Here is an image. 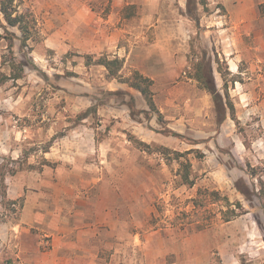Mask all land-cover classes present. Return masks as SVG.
I'll return each mask as SVG.
<instances>
[{
  "label": "rangeland",
  "instance_id": "rangeland-1",
  "mask_svg": "<svg viewBox=\"0 0 264 264\" xmlns=\"http://www.w3.org/2000/svg\"><path fill=\"white\" fill-rule=\"evenodd\" d=\"M15 2L36 17L39 35L30 42L34 68L14 80L0 28V222L21 220L30 201L37 220H120L116 233L102 231L97 263L264 264V210L257 199L248 206L233 185L252 181L241 169L247 163L264 174V0H207V9L199 4L192 15L186 0ZM87 55L117 56L123 77H150L163 121L153 113L135 121L116 104L80 119L91 105L85 94L99 88L139 94L108 79L104 66H86ZM208 57L224 93L219 59L235 107V119L221 124L211 95L190 77L191 62ZM191 149L204 157H181L192 164L195 183L188 186L172 152ZM5 181L15 183L14 198ZM199 187L240 200L247 213L224 223L211 205V224L199 229L188 222ZM50 247L45 236L37 258L0 249V264H61Z\"/></svg>",
  "mask_w": 264,
  "mask_h": 264
},
{
  "label": "trees",
  "instance_id": "trees-1",
  "mask_svg": "<svg viewBox=\"0 0 264 264\" xmlns=\"http://www.w3.org/2000/svg\"><path fill=\"white\" fill-rule=\"evenodd\" d=\"M199 4L202 5L204 9H207L208 7L207 0H186L189 14H195ZM262 8L264 9V4ZM196 16L197 15H195V17ZM0 28L4 32L3 38L7 41V49L10 57L8 58L5 54L3 56V61L4 63H7L10 68V77L14 80L21 79L24 76L26 68H34L30 56V42L36 40L39 35L36 17L30 11H20L19 5L15 0H0ZM10 28L17 29L18 33L10 30ZM15 40H18L19 42L18 49L21 57L20 60L14 55ZM203 50L206 51L205 49ZM216 61L218 64L217 70L224 82V93L220 92L217 88L212 70L213 61L211 57H208L207 59L202 58L193 60L191 62L193 72L190 73V77L195 79L199 87L206 90L211 95L217 115V123L221 124L227 116L235 119V107L227 90L228 81L225 79V75L220 67L219 59L217 58ZM91 64L104 66L107 70L108 79H117L121 83H126L128 87L136 90L139 94L122 88L116 90L99 88L96 95L85 94V96L90 97L91 105L84 113L79 115L80 119L86 118L90 113H96L98 107L101 105L116 104L117 106H124L128 110L130 117L135 121H140V115L147 113H153L156 115L159 122L163 121V115L157 108L154 100V93L151 88L153 80L150 77L143 75L139 71H134L129 77H123L121 70L124 64V59L117 56L109 58L107 55H101L94 60L90 55H87L85 65L90 66ZM39 75L44 79H47L46 74L43 72H39ZM140 99L142 102H140ZM139 143L140 145L149 148L148 144L141 141ZM159 148L162 152L170 151L166 147L161 146ZM190 152H196V158L198 159L204 157V153L198 149H191L185 152L173 151L172 153L174 154V159L178 160L180 164L177 174L180 177L181 184L193 186L195 182L191 173L192 164L187 158L181 159V157ZM246 166V170H244V168L241 169L252 179V181L248 183L241 177L234 180L233 185L248 206L251 208L254 207L255 200L257 199L260 208L264 210V174L260 171V166H252L249 163H247ZM254 180H257V183H255ZM2 195L5 197L4 192ZM191 201L193 204V212L192 219L189 218L188 222L199 223V229H204L210 226L211 205L219 206L220 220L224 223L247 213L244 204L240 200L236 199L232 202L227 194L216 188L210 189L208 187H199L196 196L192 198ZM171 224L174 226L176 225V222L172 221Z\"/></svg>",
  "mask_w": 264,
  "mask_h": 264
},
{
  "label": "crops",
  "instance_id": "crops-1",
  "mask_svg": "<svg viewBox=\"0 0 264 264\" xmlns=\"http://www.w3.org/2000/svg\"><path fill=\"white\" fill-rule=\"evenodd\" d=\"M6 183L14 187V190L7 189L8 197L14 198L17 195L15 183ZM28 203L30 201L23 207L21 220L0 222V249L20 258H37L46 236L50 238L49 250L59 263L93 264L104 249L102 231L106 235L108 232L116 233L121 223L120 220H37V211L32 210ZM137 237L138 233H134L133 239ZM12 242L15 247L11 246ZM86 258L91 259L86 262ZM98 262L94 264H105ZM19 264L25 263L20 261Z\"/></svg>",
  "mask_w": 264,
  "mask_h": 264
},
{
  "label": "bare ground",
  "instance_id": "bare-ground-1",
  "mask_svg": "<svg viewBox=\"0 0 264 264\" xmlns=\"http://www.w3.org/2000/svg\"><path fill=\"white\" fill-rule=\"evenodd\" d=\"M233 67V66H232ZM234 69V68H233Z\"/></svg>",
  "mask_w": 264,
  "mask_h": 264
}]
</instances>
